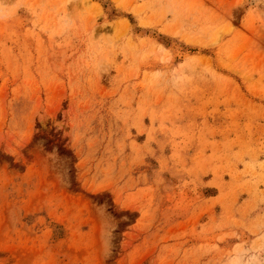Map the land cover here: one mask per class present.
I'll return each instance as SVG.
<instances>
[{"label": "rangeland", "instance_id": "374dc122", "mask_svg": "<svg viewBox=\"0 0 264 264\" xmlns=\"http://www.w3.org/2000/svg\"><path fill=\"white\" fill-rule=\"evenodd\" d=\"M0 264H264V0H0Z\"/></svg>", "mask_w": 264, "mask_h": 264}]
</instances>
